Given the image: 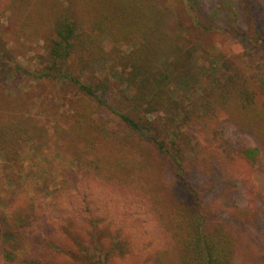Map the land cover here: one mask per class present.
<instances>
[{"label": "trees", "instance_id": "16d2710c", "mask_svg": "<svg viewBox=\"0 0 264 264\" xmlns=\"http://www.w3.org/2000/svg\"><path fill=\"white\" fill-rule=\"evenodd\" d=\"M202 1L0 0V12H8L15 25L18 51L27 52V42L41 38L47 44V61L38 78L65 79L81 96L84 110L71 121L56 120L53 131L84 172L82 179L144 201L182 263L251 264L250 258H241L236 232L209 219L203 194L190 175L230 167L248 184L256 172L260 148L234 145L222 123L236 124L264 146L261 0H236L239 14L249 21V66L234 55L216 58L211 53L197 29L218 27L203 22L198 10ZM217 1L214 15L234 6L232 0ZM124 43L130 46L127 52L119 47ZM194 64L201 67L195 70ZM112 79L120 84L129 108L120 110L110 100ZM198 84L203 85L200 92H178ZM49 135L47 124L33 116L0 121V152L19 159L24 142L42 147ZM161 169L174 177L169 193ZM78 177L71 173L55 192L62 196L65 184ZM84 210L90 213L82 219L88 223L86 241L70 217L66 227L52 224L33 237L22 226L17 230L28 241V251L1 250L2 264H74L75 259L122 264L117 237L98 244L102 218L88 204Z\"/></svg>", "mask_w": 264, "mask_h": 264}, {"label": "rangeland", "instance_id": "374dc122", "mask_svg": "<svg viewBox=\"0 0 264 264\" xmlns=\"http://www.w3.org/2000/svg\"><path fill=\"white\" fill-rule=\"evenodd\" d=\"M232 3L234 6L221 9L218 15L211 13L218 6L217 0L199 3L203 22H211L218 29L211 32L197 29V32L203 35L214 57L234 55L249 66V21L239 14L236 0ZM260 5L264 30V0ZM12 23L8 12H0V121L33 116L47 124L50 135L42 147L35 148L32 142H24L19 159L0 152V264L3 262L1 250L28 251V241L17 230L22 226L33 237L52 224L57 227L61 223V228L66 227L69 223L66 218L70 217L74 230L86 241L88 223L82 221L90 216L84 210L86 204L102 218L96 241L101 244L102 240L117 237L123 248L119 258L122 264H184L178 259L176 248L168 244L169 236L144 201L126 196L97 180L82 179L84 172L75 167L71 153L53 131L56 120L71 121L84 110L81 96L65 79L38 78L47 61L48 46L41 38L37 43L27 42L31 46L27 52L18 51L16 28ZM127 44L119 47L127 52L130 49ZM199 67L201 65L194 64L195 70ZM200 73L204 76L206 69ZM207 80L204 77L206 83ZM111 82L114 92L110 100L116 102L120 110L129 108L121 96L120 84L115 79ZM202 88L203 85L198 84L189 89L181 87L178 92H200ZM222 126L225 136L234 145L260 148L251 182L243 183L230 167H218L208 175L194 170L190 178L203 194L204 211L209 219L225 222L239 236L242 260L250 258L251 264H264V146L253 134L234 123L225 121ZM71 173L79 177L67 182L60 196L55 190L62 180L71 179ZM159 176L165 191L171 192L172 173L161 169ZM69 184H74V188H69ZM122 241L127 244L121 245ZM74 264L91 263L75 259Z\"/></svg>", "mask_w": 264, "mask_h": 264}]
</instances>
